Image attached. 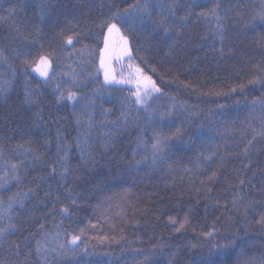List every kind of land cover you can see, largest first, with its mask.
Segmentation results:
<instances>
[{
	"label": "trees",
	"instance_id": "obj_1",
	"mask_svg": "<svg viewBox=\"0 0 264 264\" xmlns=\"http://www.w3.org/2000/svg\"><path fill=\"white\" fill-rule=\"evenodd\" d=\"M171 2L0 0V264H264V0H178L193 14L169 38L142 13ZM123 37L160 89L146 105L104 79Z\"/></svg>",
	"mask_w": 264,
	"mask_h": 264
},
{
	"label": "snow or ice",
	"instance_id": "obj_2",
	"mask_svg": "<svg viewBox=\"0 0 264 264\" xmlns=\"http://www.w3.org/2000/svg\"><path fill=\"white\" fill-rule=\"evenodd\" d=\"M192 4L193 6H198V0H192ZM182 5L178 2V0H172L171 3H168L167 5L161 4L158 5V7L160 8V12H161V18L160 20L153 22L150 19L151 13L148 11V6L145 5V8L143 9V15L148 16V23L149 24H155V27H157L158 29H160L165 36H168L169 38H171L173 35H177L181 32V27L187 23V21L189 20V18L191 17V15L193 14V8L189 7L187 11H185L184 15H177V10L181 7ZM218 7V5H217ZM216 13V7H214L212 9V14L215 15ZM128 15V11L125 10V17ZM198 16H203L206 17L208 15V13L206 12H200L197 14ZM259 18L264 21V10L260 11L258 13ZM0 19H3V17H0ZM113 19H115V16L113 17ZM216 20H217V26H218V35H219V39L221 42H223L224 40V36H223V25L220 24V17L216 16ZM108 28V33L111 34L113 31L119 32V28L117 27L116 23H108L107 25ZM74 39H78V36H74V35H69L66 37V44L67 45H71L74 41ZM123 52L128 54L129 56L130 51L128 49V38L127 37H123ZM108 47V39L107 37L105 38V48L107 49ZM223 50L221 49V52ZM40 62L41 64L47 66L48 64V58L46 56H41L40 57ZM102 66H103V56H102ZM139 71V70H138ZM41 75L43 76H47V71H43L41 72ZM105 81L106 82H112L114 81V77L109 75V72L107 70H105ZM255 81H253L254 83ZM119 83V82H117ZM143 83V95L141 94V88H140V84ZM160 89L158 87L155 86V83L153 81H151V78L148 77L146 78L145 81H138V85H137V92L135 93L136 96V103L140 104V105H146V101H147V97L151 96L153 92H159ZM67 99L69 101H75L77 100V95L75 92H68L67 97L64 96L63 93H61V95L59 97H57V102L59 103L61 100ZM94 103V102H93ZM259 105L261 108H264V100H260V101H256L254 102L253 106ZM163 115V114H162ZM121 116L124 117L126 119V117L124 116V113H121ZM84 118L87 120L88 126L92 127L93 126V120H92V115L91 114H84ZM80 116H77V123H80ZM115 123V122H113ZM264 133H256V135H262ZM59 135V133H58ZM251 143V141H249V144ZM58 149H59V145H57ZM152 149H153V156L155 158L156 153L162 151V148L160 146V142L158 141L157 143H154L152 145ZM215 156V153H209L208 156L204 157V162L207 163L209 161H211ZM34 160H40V157H33ZM137 164L140 163V161H136ZM13 169L15 170L16 165L12 166ZM50 167V171L48 173L49 176H55L57 175V168L54 165L49 166ZM69 174V167L67 165V153H65L64 157L61 159V163H60V171L58 173L59 178L61 180H65L67 178ZM216 174L213 173V177ZM213 177H209V179L211 180ZM13 180H17L19 181L21 179L20 176L18 175H14L12 176ZM43 179V177L41 178ZM7 183V179L5 180V183L0 184V188H4L5 185ZM241 183H243L241 181ZM31 191V190H29ZM28 195V193H17L15 194V196H11L8 197L9 201H10V206H11V202L15 201L17 203H19L21 206H23V199L26 198ZM45 195H50V193H45ZM58 199V197H57ZM73 203H75V201H73ZM61 212L67 213L68 212V208L64 207L61 209ZM3 217H0V219H2ZM170 220L172 219L171 217L169 218ZM174 223V221H173ZM15 225L9 223L7 226L5 227H0V240L5 239L7 236L12 235V230L15 229ZM184 225L182 224L180 226V228H183ZM180 228L177 229V231H180ZM206 235H211V233H208ZM80 237L79 236H73L72 237V242L75 243L77 240H79ZM37 251H39V249H37Z\"/></svg>",
	"mask_w": 264,
	"mask_h": 264
},
{
	"label": "rangeland",
	"instance_id": "obj_3",
	"mask_svg": "<svg viewBox=\"0 0 264 264\" xmlns=\"http://www.w3.org/2000/svg\"><path fill=\"white\" fill-rule=\"evenodd\" d=\"M124 55L125 53L123 51H120L117 49L111 52L110 54L111 59H110L109 54L107 55V51L106 53L104 52L103 57L106 60L104 59L105 60V63L103 62L104 66L101 67L102 73L104 74V77H105V70H107L109 72V75L115 78L114 81L110 83H114L119 80V81L127 82L128 84L129 83L135 84L137 87L138 81H145L147 77H145L140 71L139 67H137L130 60V57L127 58ZM110 65H112V67H110ZM48 68H49L48 65L45 66L42 64L35 69V72H37L40 75H41V72L43 71H47L48 73L49 72ZM140 88H141V94L143 95V83L140 84ZM154 93H157V92H153L152 94ZM149 97H147V99Z\"/></svg>",
	"mask_w": 264,
	"mask_h": 264
},
{
	"label": "flooded vegetation",
	"instance_id": "obj_4",
	"mask_svg": "<svg viewBox=\"0 0 264 264\" xmlns=\"http://www.w3.org/2000/svg\"><path fill=\"white\" fill-rule=\"evenodd\" d=\"M119 50H120V51H123L122 47H121V48H119Z\"/></svg>",
	"mask_w": 264,
	"mask_h": 264
}]
</instances>
